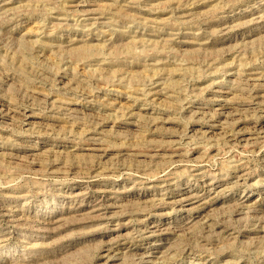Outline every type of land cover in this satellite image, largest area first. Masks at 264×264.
I'll use <instances>...</instances> for the list:
<instances>
[{"label":"rangeland","instance_id":"obj_1","mask_svg":"<svg viewBox=\"0 0 264 264\" xmlns=\"http://www.w3.org/2000/svg\"><path fill=\"white\" fill-rule=\"evenodd\" d=\"M0 109V264H264V0H0Z\"/></svg>","mask_w":264,"mask_h":264},{"label":"bare ground","instance_id":"obj_2","mask_svg":"<svg viewBox=\"0 0 264 264\" xmlns=\"http://www.w3.org/2000/svg\"><path fill=\"white\" fill-rule=\"evenodd\" d=\"M97 21V20H96ZM223 108V107H222ZM1 110V109H0ZM10 114V113H9ZM1 117V116H0ZM25 117V116H24ZM33 122V121H32ZM23 125V124H22ZM200 173V172H199ZM198 183V182H197ZM237 185V184H236ZM159 194V193H158ZM187 197V196H186ZM191 197H192V195H191ZM101 198V197H100ZM92 199V198H91ZM178 200V199H177ZM185 201V200H184ZM189 201V200H188ZM106 204V203H105ZM201 204V203H200ZM115 205V204H114ZM179 206V205H178ZM201 206V205H200ZM99 207V206H98ZM188 208V207H187ZM16 219V218H15ZM43 219V218H42ZM4 220V219H3ZM44 221V220H43ZM153 221V220H152ZM15 222V221H14ZM0 223H1V221H0ZM155 225V224H154ZM147 226V225H146ZM155 229V228H154ZM154 229H153V231H154ZM159 229V228H158ZM156 230V229H155ZM149 231V230H148ZM143 233V232H142ZM150 235H151V232H150ZM154 235V234H153ZM143 236V235H142ZM109 247V246H108ZM112 247V246H111ZM111 250V249H110ZM141 255V254H140ZM145 260V259H144Z\"/></svg>","mask_w":264,"mask_h":264}]
</instances>
